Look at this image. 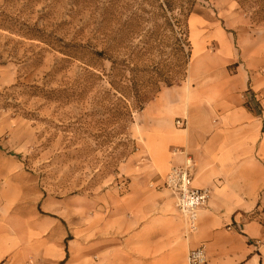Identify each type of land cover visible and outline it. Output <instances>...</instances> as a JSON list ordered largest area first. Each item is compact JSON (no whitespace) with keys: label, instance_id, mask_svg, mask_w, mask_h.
<instances>
[{"label":"rangeland","instance_id":"374dc122","mask_svg":"<svg viewBox=\"0 0 264 264\" xmlns=\"http://www.w3.org/2000/svg\"><path fill=\"white\" fill-rule=\"evenodd\" d=\"M255 10L246 0H0V154L24 171L22 212L88 229L94 264L132 217L136 101L185 79L192 15L264 29Z\"/></svg>","mask_w":264,"mask_h":264},{"label":"crops","instance_id":"0c3cea01","mask_svg":"<svg viewBox=\"0 0 264 264\" xmlns=\"http://www.w3.org/2000/svg\"><path fill=\"white\" fill-rule=\"evenodd\" d=\"M189 34L183 82L159 90L134 115L132 138L142 147L132 165L124 163L132 167V217L113 229V245L97 248L94 264H186L200 244L205 264H264V29L239 15L221 23L194 14ZM186 156L192 186L208 192L193 234L170 192L152 187ZM3 160L0 154V264H89L88 229L58 226L56 212L23 213L24 171Z\"/></svg>","mask_w":264,"mask_h":264},{"label":"built area","instance_id":"2783aa9c","mask_svg":"<svg viewBox=\"0 0 264 264\" xmlns=\"http://www.w3.org/2000/svg\"><path fill=\"white\" fill-rule=\"evenodd\" d=\"M249 103L257 105L252 94H246ZM175 125L183 126L184 123L177 119ZM193 160L186 156L183 163L172 167L163 177L159 188L165 189L174 199L175 209L185 224L186 234H193L197 230L198 213L206 206L208 192L192 186ZM207 261L205 244H200L190 250L186 256V264H205Z\"/></svg>","mask_w":264,"mask_h":264},{"label":"trees","instance_id":"16d2710c","mask_svg":"<svg viewBox=\"0 0 264 264\" xmlns=\"http://www.w3.org/2000/svg\"><path fill=\"white\" fill-rule=\"evenodd\" d=\"M246 4L251 5L253 9H256L255 15H254V19H256V21H259V19H261V20L264 19V0H246ZM102 53L103 52L100 51V52H97L96 54L98 56H101V55H103ZM113 64H115V62H113ZM116 68L117 67H114V69H116ZM112 77H114V74ZM109 84L112 87L114 86L113 83H111V82ZM167 86H171V85L168 84ZM116 88H118V87H116ZM116 88H115V91H117L122 97H124V95H123V92H125V91H123L124 88L123 87H119L120 89H116ZM136 102L139 103V105L137 106L136 109L141 111L144 108L143 105H144V103H146V101L145 100H140V101L137 100Z\"/></svg>","mask_w":264,"mask_h":264}]
</instances>
